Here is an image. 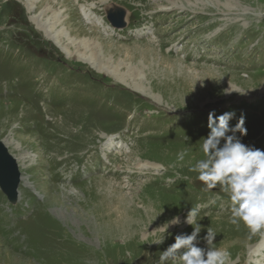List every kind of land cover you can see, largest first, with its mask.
<instances>
[{
    "label": "rangeland",
    "instance_id": "1",
    "mask_svg": "<svg viewBox=\"0 0 264 264\" xmlns=\"http://www.w3.org/2000/svg\"><path fill=\"white\" fill-rule=\"evenodd\" d=\"M110 1L129 5L140 14L173 13L157 15L160 26L156 35L146 40L124 32L103 33L98 22L88 24L84 13L99 18ZM29 7L35 13L29 18L40 16L44 23H51L53 12L59 11L63 20L54 32L67 48L54 38L58 47L48 40L31 19L30 26L25 22ZM176 40L184 48L173 55L167 50ZM193 47L197 49L194 58L185 60L186 50ZM68 51L74 55L67 56ZM29 53L52 60L49 67L55 68L57 58L63 62H56L57 70H49L43 61L31 60ZM68 68L74 73L65 72ZM88 73H92V82ZM63 75L67 81L61 90L45 95L44 107L55 118L42 134L34 120L38 115L35 90L59 85ZM128 75L159 97L153 100L114 79ZM1 84L13 89L6 99ZM231 109L235 117L229 121L230 127L242 114L245 117L247 134L240 137L241 142L264 151V0H0V139L12 135L21 144L18 150L8 145L14 155L32 154L22 162V171L31 176L37 197H42L36 199L29 194L31 188L23 187L12 207L0 192V218L13 226L9 236L17 234L24 245L17 250L0 237V264H159L160 254L177 235L193 231L181 218L178 225L167 228L163 243H152L163 235L162 229L173 217H185L188 210L196 208L190 200L200 188L207 190L189 167L202 158L200 139L210 131L207 127L184 131L173 116L166 120V115L195 113L202 120V115L211 111L219 116ZM22 121L28 128H22ZM126 126L133 133L127 134L126 141L133 145L127 152L109 157L108 168L119 171V176L98 170L97 176L73 179L74 188L64 184V179L55 180V173L74 168L73 158L84 155L80 151L88 150L89 145L98 144L103 132ZM202 126H207V121H202ZM149 134L156 136L134 144V139ZM67 138L70 141L66 143ZM73 141L77 144L71 145ZM185 148V160L177 161V153ZM62 157V164L54 161ZM138 157L151 160L157 168L162 163L167 172L156 174L150 166L139 171ZM88 159L86 156L85 161ZM47 162L52 184L44 178ZM173 164L176 166L171 167ZM170 171L173 176L165 177ZM180 179L195 185L177 181L163 188ZM216 189L208 190L207 197L200 195L196 221L201 225V239L197 246L206 247L202 238L211 228L216 233L215 246L230 252L229 264H245L248 244L259 234L250 236L243 224L229 223L230 200ZM23 206L33 212L27 220L22 218L23 212L25 217L32 212Z\"/></svg>",
    "mask_w": 264,
    "mask_h": 264
},
{
    "label": "clouds",
    "instance_id": "2",
    "mask_svg": "<svg viewBox=\"0 0 264 264\" xmlns=\"http://www.w3.org/2000/svg\"><path fill=\"white\" fill-rule=\"evenodd\" d=\"M234 117V111L219 116L214 111L208 113L207 128L210 131L200 139L202 158L196 159L189 171L197 173L196 178L207 190L219 186L227 194L230 224L237 227L243 224L250 236H264V151L241 142L240 137L247 134L245 117L242 114L235 126L230 127L229 121ZM187 155V148L179 151L177 161L183 162ZM198 214V208L188 211L185 222L193 226V231L177 235L175 242L160 254L159 264H176L177 261L179 264H229L230 252L215 246L216 233L211 228H207L202 238L206 247L197 246L201 239V225L196 221ZM179 223V217H173L162 229L163 235L152 243H163L167 228Z\"/></svg>",
    "mask_w": 264,
    "mask_h": 264
},
{
    "label": "bare ground",
    "instance_id": "3",
    "mask_svg": "<svg viewBox=\"0 0 264 264\" xmlns=\"http://www.w3.org/2000/svg\"><path fill=\"white\" fill-rule=\"evenodd\" d=\"M36 2H37V0H32V3H36ZM30 8L31 7H29V9H28L29 12H30ZM39 14L41 15V12ZM30 19L33 21L35 27L38 30H40L46 38L51 39V40H53V38H54L57 42L63 44L67 48V44H64L63 41L61 40V36H59V34H57V32H54V30L57 29V26L59 25V23H61V21L63 20V18L59 15V11L58 12H53V18H52L51 23H47V22L44 23L41 20L40 16L39 17H33V16H31ZM48 19H49V17H48ZM40 20H41V22H40ZM57 31H60V30H57ZM73 55H74L73 52L68 51L67 56L70 57V56H73ZM78 56L80 58L81 57H84L82 55H78ZM130 77H133V76H129L128 75L126 77V79H124L123 77L121 78V77L114 76V79L115 80H119L125 86H127L128 88H130L131 90L133 89L136 92L137 91L140 92V94H142V95L144 94L145 96L151 97L153 100H155L156 97H159L158 95L153 94L152 91L150 92V90H148L147 86H144L143 84L135 81L134 80V77H133V79L130 78ZM108 138H110V139L113 138V135L108 136ZM4 141H5L6 144H8V143H14L10 137H8L7 139H4ZM125 151H127V150H125ZM27 155L28 154H26V153L23 154L22 158L27 157ZM154 163H156V162H154ZM136 165H137V168L139 170H142V168L145 169L147 166H150V167H153V168L154 167L155 168L159 167V166L154 165L153 162H150V161L141 162L140 160H138L136 162ZM23 180H24V182L27 185H29V182L27 181V179H23ZM247 249H248L247 250V259H246V262L244 261L245 264H264V236H260L257 241H254L253 243L248 244Z\"/></svg>",
    "mask_w": 264,
    "mask_h": 264
},
{
    "label": "water",
    "instance_id": "4",
    "mask_svg": "<svg viewBox=\"0 0 264 264\" xmlns=\"http://www.w3.org/2000/svg\"><path fill=\"white\" fill-rule=\"evenodd\" d=\"M113 16H109L112 22L116 25L120 24L121 14L117 11H113ZM111 15V14H110ZM117 16V17H115ZM119 18V19H118ZM119 22H115L118 21ZM19 180V173L16 169L14 159L7 153L6 148L0 142V187L4 193H6L8 199L12 202L15 201L16 192Z\"/></svg>",
    "mask_w": 264,
    "mask_h": 264
}]
</instances>
